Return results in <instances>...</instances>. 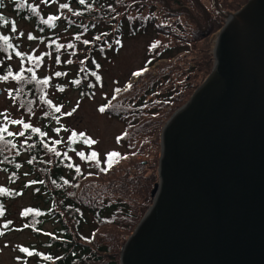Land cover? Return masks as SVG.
<instances>
[{
  "label": "trees",
  "instance_id": "16d2710c",
  "mask_svg": "<svg viewBox=\"0 0 264 264\" xmlns=\"http://www.w3.org/2000/svg\"><path fill=\"white\" fill-rule=\"evenodd\" d=\"M8 1L14 2L2 0L0 4V17L3 18L0 19V77L9 72L11 75L7 80L0 79V82L12 103L28 120L23 121L13 132L0 118V129L4 130L0 132L4 138L0 140V174L7 176L8 185L15 184L22 177H30L23 183L24 190L31 188L38 204L27 206L20 212L22 230L45 239L42 249L21 247L20 251L24 255L31 253L30 256L36 259L37 264H120L124 244L152 206L150 194L158 177L161 128L189 100L199 86L197 81L210 74L215 59L208 55V46H202L199 57L189 64L190 69L198 75H189L183 86L179 87L174 86V77H178L177 72L184 71L183 66L188 60L181 64L179 62L188 56L170 61L175 48L162 45L152 47L154 52L141 68L139 80L119 94L116 88L115 96L110 97L109 103L102 106L107 115L119 116L122 121L132 116L125 122L126 129L119 136L122 137L120 141H131L129 152L119 153V156L110 160L108 155L101 159L98 154L95 159H89L95 151L87 149V152L83 149L92 144L85 137L72 134L66 142L53 139L52 135L59 131L62 108L53 101L50 94L55 90L62 93L67 88L60 84L65 73L58 69L52 74L41 75V71L51 58H54L55 64L64 66L63 46L59 43L57 33L53 32V27L63 22L67 28L74 30L72 42L68 44L70 51L66 53L73 52L77 44L91 46L88 62L78 67L75 77L70 80V87L80 91L81 98L91 94L95 85L101 83L98 72L100 66L95 55L104 54L105 39H102L116 23L119 14L116 8L123 5V0H84L83 4L80 0H65L52 14L59 19L49 24L43 23L46 18L37 9L33 13L21 1L13 6L14 16L7 15L5 10ZM138 1L151 7L159 2L163 5V11L171 17L192 15L197 28L189 32L187 26H183L184 36L168 26L156 27L165 38L184 43L180 45L183 49V46L191 42L206 43L209 36L221 26L220 19L225 16L223 11L239 10L248 0H221L223 8L220 7L219 11L213 8L208 12L201 9L200 0H192V7L182 12L179 8L191 0ZM212 2L219 5L217 0ZM62 4L68 7L61 8ZM199 9L203 11L199 16L192 13V10L197 12ZM21 20L33 22L40 39L46 40L45 52L38 56L27 54L13 42L10 30ZM130 31L133 34L135 29ZM4 36L8 37L7 44L2 39ZM165 58L169 59L160 61ZM14 60L19 61L18 70L10 65ZM157 61L160 62L151 69ZM57 72L62 75L56 76ZM45 80L47 84L42 83ZM149 95L159 96L161 100L146 102ZM57 107L60 112H56ZM25 123L29 128L23 127ZM157 131L159 133L155 137ZM5 141L10 143L5 144ZM73 157L78 159V163ZM23 168L28 173H23ZM8 185L0 186L3 189L0 191L1 218H4L6 212L5 203L22 192L18 189L12 191ZM47 222H52L53 231L44 229ZM10 224L7 221L4 226L7 228Z\"/></svg>",
  "mask_w": 264,
  "mask_h": 264
},
{
  "label": "water",
  "instance_id": "95a60500",
  "mask_svg": "<svg viewBox=\"0 0 264 264\" xmlns=\"http://www.w3.org/2000/svg\"><path fill=\"white\" fill-rule=\"evenodd\" d=\"M214 58L162 129L153 204L120 264H264V0L226 16Z\"/></svg>",
  "mask_w": 264,
  "mask_h": 264
},
{
  "label": "rangeland",
  "instance_id": "374dc122",
  "mask_svg": "<svg viewBox=\"0 0 264 264\" xmlns=\"http://www.w3.org/2000/svg\"><path fill=\"white\" fill-rule=\"evenodd\" d=\"M17 1L23 2V6L34 7L46 19L56 13V9L60 3L65 2V0L8 1L7 9L5 10L7 15L14 16L12 9ZM217 2L219 5L216 2H212V0L199 1L202 5L201 9L205 12L211 11L213 8L215 11H219L220 7L223 8L222 1L217 0ZM190 7H192V0L188 1L186 5L181 6L179 11L182 12ZM117 9L119 14L117 15L116 23L111 27L106 37L102 39H105L103 44L104 54L95 55V59L100 66L98 72L101 75V83L95 85L91 94L88 93V95H84L81 98L80 91L73 90L70 87V80L75 77L78 67L88 62L91 46L86 47L87 45H84V43L77 44L73 52L66 53L70 51L68 44L72 42L74 30L72 28H67L63 22L55 25L53 27V32L57 33L59 43L63 46L62 51L65 54L62 56V61L64 66L61 67L55 64L54 58H51L46 62L41 71V75L52 74L58 69L65 73L64 79L60 81V84L67 88H65L62 93L55 90L51 91L50 94L53 101L60 104L62 108L61 124L58 126L59 131H57L55 135H52L53 139L66 142L73 133L78 136H81L80 134L83 133L84 135L82 137H85L88 141H95V143L88 144V147L85 146L83 149L85 151H87V149L94 150L101 159L105 158L108 153L113 151L126 154L130 150L128 145L132 144L131 141L121 140L118 143L117 138L125 131V122L132 118V116L122 121L119 116L107 115V112H101L99 109L102 108L104 104L109 103L110 97L116 94L114 93L116 88H120L117 93L119 94L125 91L132 83L135 84L139 80L138 75H133V73H139L141 71L145 62L151 57V53L154 52L152 47L156 48L157 45H162L170 47L171 49L175 48L171 53L173 57L172 59L170 58V61L178 57L188 56L179 62V64H181L185 62V60H188V63L183 66L184 71L177 72L178 77H174L176 82L174 86L182 87L189 75H198L195 70L190 69L189 64H191V60L199 57L202 46L206 48L208 46V55L214 58L217 36L226 22V16L238 11L227 12L225 9V12L223 11L222 13L225 16L223 19H220L221 26L209 36L206 43L204 42L205 44L195 41L189 43L186 47L183 46L182 49L180 45L184 43L165 38L156 27L168 26L174 32L184 36L185 33H182L183 26H187L189 32L197 28L192 15L191 17L186 15L171 17L163 11V5L159 2H156V4L151 7L149 5L146 6L142 1L138 0H123V5L119 8L117 7L116 10ZM200 12L203 11L200 9L197 12L192 10L194 15L199 16ZM132 28L135 29V32L130 34ZM10 31L13 42L19 45L18 47L21 51L27 54L33 53L36 56L46 51V40L40 39L41 36L37 34L33 22L28 23L26 20L17 21L15 31ZM179 38H181V36H179ZM184 51L191 53L186 54ZM168 59L169 58H165L160 61ZM160 61L155 62L151 66V69ZM90 64L89 62V65ZM10 65L15 70L20 68L18 60L10 62ZM206 77H201V79L197 81V83L199 82V86ZM84 84L87 85V82H84ZM169 89L171 90V88ZM0 90V118L3 123L9 125L11 131L15 132L23 121L27 122L28 118L24 116L23 112L20 111L14 103H12L2 82H0ZM151 100L160 101L161 97L149 95L145 99L146 102ZM66 113H71V115H66ZM13 120H18L20 123L13 124L11 123ZM163 127L161 128V132ZM158 133L157 131L154 134L155 137ZM79 148L81 149L82 147ZM73 159L78 163L76 157H73ZM22 172L28 173V170L23 168ZM29 179L30 177H22L18 179L15 184L8 185L7 176L0 174L1 187L8 185L9 189L12 191H15V189L22 191L5 203L4 208L6 212L4 218L0 217V264H37L34 257L27 254L24 255L20 251L21 247H34L36 250L42 249L45 240L43 236L35 237L29 231L25 229L22 230L20 212L27 206L38 204V199L33 195L32 189L28 188L24 190L23 183L27 182ZM158 180L159 175L156 183ZM151 203L153 204V200ZM7 221H10L11 224L6 228L4 224ZM44 229L53 231L52 222H47L44 225Z\"/></svg>",
  "mask_w": 264,
  "mask_h": 264
},
{
  "label": "snow or ice",
  "instance_id": "6c2138e0",
  "mask_svg": "<svg viewBox=\"0 0 264 264\" xmlns=\"http://www.w3.org/2000/svg\"><path fill=\"white\" fill-rule=\"evenodd\" d=\"M80 3L81 4H83L84 3V0H80ZM0 4H2V0H0ZM30 7V9H31V11L33 12V13H35L36 12V9L34 8V7H31V6H29ZM60 7L61 8H67L68 7V5L67 4H62V5H60ZM0 19H3L2 17H0ZM59 19V17H56V16H49L48 17V19H46V20H43V23L44 24H49L51 21H53V20H58ZM5 23H7V21H5ZM12 30L13 31H15V26L13 25L12 26ZM29 38H31V37H29ZM2 39L5 41V43L7 44V41H8V37L7 36H4V37H2ZM85 43H88V41H85ZM8 47H11V45H8ZM69 47H71V45H69ZM17 55H19V53H17ZM31 71V70H30ZM11 75V73L9 72V74L8 75H6V76H3V77H0V79H4V80H7L8 79V76H10ZM55 75L56 76H60V75H62L60 72H57V73H55ZM133 75H140V73H133ZM18 79H19V77H17ZM97 79H99V77H97ZM47 80H45V81H42V83H44V84H47ZM75 83H78V81H76ZM117 91H119V89H117ZM56 112H60V108L59 107H57L56 109ZM101 112H103L105 109L102 107V108H100L99 109ZM66 115H71V113H66ZM11 123H13V124H18V123H20V121H18V120H13V121H11ZM23 127L25 128V129H27V128H29V125L27 124V123H25L24 125H23ZM2 131H4L3 129H0V132H2ZM33 131H39V129H33ZM8 135H12V133H8ZM22 135V134H21ZM73 135H75V133H73ZM81 136H83L84 134L83 133H81L80 134ZM4 138H3V136L2 135H0V140H3ZM120 139H122V137H118L117 138V142L119 143V141H120ZM90 143H95V141H89ZM8 143H10V141H5V144H8ZM120 154L118 153V152H115V151H113V152H110V153H108V157H109V160L112 158V157H117V156H119ZM81 156H83V153H81ZM96 156H97V153L96 152H93L92 154H91V156L90 157H88L89 159H95L96 158ZM98 163H99V161H97ZM0 191H3V189H0ZM26 251V250H25ZM30 255H31V253H29Z\"/></svg>",
  "mask_w": 264,
  "mask_h": 264
}]
</instances>
